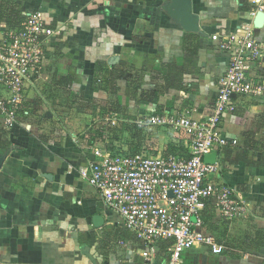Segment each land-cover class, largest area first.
Here are the masks:
<instances>
[{
	"label": "crops",
	"instance_id": "0c3cea01",
	"mask_svg": "<svg viewBox=\"0 0 264 264\" xmlns=\"http://www.w3.org/2000/svg\"><path fill=\"white\" fill-rule=\"evenodd\" d=\"M1 1L25 19L42 12L56 35L31 74L25 117L11 130L0 122L8 143L0 149V264H143L135 237L79 167L102 146L187 156L184 132L148 119L209 117L229 63L212 36L236 31L264 0H190L197 31L173 16V0ZM255 20L264 47V25ZM16 27L0 19V36ZM249 76L264 86V57ZM233 100L220 126L229 145L213 151L219 171L212 180L230 186L246 211L220 230L208 207L206 231L225 252L197 246L185 252V264H264V92Z\"/></svg>",
	"mask_w": 264,
	"mask_h": 264
},
{
	"label": "built area",
	"instance_id": "2783aa9c",
	"mask_svg": "<svg viewBox=\"0 0 264 264\" xmlns=\"http://www.w3.org/2000/svg\"><path fill=\"white\" fill-rule=\"evenodd\" d=\"M261 12L264 3L252 9L251 20L236 31L212 36L219 49L229 55V63L206 120L167 113L148 119L152 127L184 132L188 156L113 154L102 146L93 149V158L79 167L81 178L118 213L124 228L135 237L143 264H185V252L197 246L223 254L224 246L206 231L204 213L212 207L221 219L232 221L246 211L230 186L212 180L219 171L218 164H207L204 159L215 149L229 145L220 126L224 116L234 110V96L258 97L264 92V86L249 76L264 57L253 24ZM55 35L56 30L46 25L42 12H34L0 36V122L6 130L25 117L28 82L32 72L43 66L46 40ZM163 244L166 248H161ZM163 258L167 262H162Z\"/></svg>",
	"mask_w": 264,
	"mask_h": 264
},
{
	"label": "water",
	"instance_id": "95a60500",
	"mask_svg": "<svg viewBox=\"0 0 264 264\" xmlns=\"http://www.w3.org/2000/svg\"><path fill=\"white\" fill-rule=\"evenodd\" d=\"M190 0H173V3L170 5L173 16L177 18V20H181V23L185 27L186 30L197 31V23L194 21V18L190 15ZM176 10V12H174ZM255 25L257 28H261L264 25V13H259L256 20ZM6 155H0V170L5 162ZM205 162L207 164L214 165L217 160V154L211 153L205 156ZM172 195V193H170ZM94 224L96 227H100L103 225V219L101 216H95Z\"/></svg>",
	"mask_w": 264,
	"mask_h": 264
},
{
	"label": "trees",
	"instance_id": "16d2710c",
	"mask_svg": "<svg viewBox=\"0 0 264 264\" xmlns=\"http://www.w3.org/2000/svg\"><path fill=\"white\" fill-rule=\"evenodd\" d=\"M0 19L3 21L8 22V24H11L13 27L15 26H19L20 24H22L25 21V17L22 16V11L20 10V8H18L16 5H13L10 2H6L5 1H1L0 2ZM157 127H164L166 128V126H157ZM6 136V132L1 131V136H0V149H5L7 147V142L5 140H2L4 137ZM106 148V147H105ZM111 153H119L122 152L118 149H115L113 151H109ZM189 152V151H188ZM187 152V156L188 153ZM220 221L218 222V225L220 226V230L227 226L228 221L223 220V219H219ZM161 248H166V245H162Z\"/></svg>",
	"mask_w": 264,
	"mask_h": 264
},
{
	"label": "rangeland",
	"instance_id": "374dc122",
	"mask_svg": "<svg viewBox=\"0 0 264 264\" xmlns=\"http://www.w3.org/2000/svg\"><path fill=\"white\" fill-rule=\"evenodd\" d=\"M191 250V249H190ZM189 251V250H188Z\"/></svg>",
	"mask_w": 264,
	"mask_h": 264
}]
</instances>
